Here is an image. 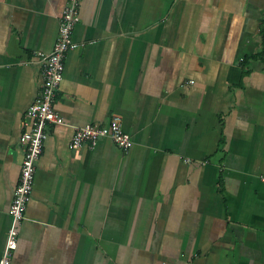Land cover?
I'll use <instances>...</instances> for the list:
<instances>
[{
  "label": "crops",
  "instance_id": "0c3cea01",
  "mask_svg": "<svg viewBox=\"0 0 264 264\" xmlns=\"http://www.w3.org/2000/svg\"><path fill=\"white\" fill-rule=\"evenodd\" d=\"M69 0H0V258L24 115ZM264 0H83L12 264H264ZM119 117L132 137L72 148Z\"/></svg>",
  "mask_w": 264,
  "mask_h": 264
},
{
  "label": "built area",
  "instance_id": "2783aa9c",
  "mask_svg": "<svg viewBox=\"0 0 264 264\" xmlns=\"http://www.w3.org/2000/svg\"><path fill=\"white\" fill-rule=\"evenodd\" d=\"M83 0H69L64 9L58 37L52 52L46 57L43 67V83L40 94L24 115L20 143L24 148L20 179L10 206L12 225L0 264H12L14 251L18 247L19 227L26 219L28 205L32 199L38 163L45 148L48 129L54 125L66 124L55 108V101L65 75L68 51L75 45L74 31L81 20ZM108 137L122 150L132 146V137L127 133L119 117H114L106 125L87 124L75 127L71 147L76 149L85 144L95 146L100 139Z\"/></svg>",
  "mask_w": 264,
  "mask_h": 264
},
{
  "label": "trees",
  "instance_id": "16d2710c",
  "mask_svg": "<svg viewBox=\"0 0 264 264\" xmlns=\"http://www.w3.org/2000/svg\"><path fill=\"white\" fill-rule=\"evenodd\" d=\"M261 32H262V41H263L262 48L259 51H257L256 53H253L251 55H246L244 60L241 63L243 65V69L245 68V71H244L245 74L250 72V70L247 69V66L252 59L264 60V28Z\"/></svg>",
  "mask_w": 264,
  "mask_h": 264
}]
</instances>
